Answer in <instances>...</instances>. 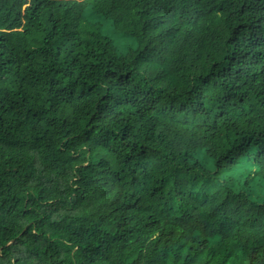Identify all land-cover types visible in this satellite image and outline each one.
<instances>
[{"label":"trees","instance_id":"16d2710c","mask_svg":"<svg viewBox=\"0 0 264 264\" xmlns=\"http://www.w3.org/2000/svg\"><path fill=\"white\" fill-rule=\"evenodd\" d=\"M0 264H264V0H0Z\"/></svg>","mask_w":264,"mask_h":264},{"label":"rangeland","instance_id":"374dc122","mask_svg":"<svg viewBox=\"0 0 264 264\" xmlns=\"http://www.w3.org/2000/svg\"><path fill=\"white\" fill-rule=\"evenodd\" d=\"M106 30L109 31L108 33L112 35V37L117 41L118 45H121L123 48L128 46V38L123 37L118 32L112 30L111 25L106 26ZM131 40H129L130 42Z\"/></svg>","mask_w":264,"mask_h":264}]
</instances>
